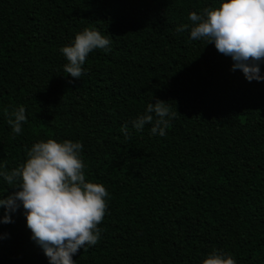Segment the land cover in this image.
Returning a JSON list of instances; mask_svg holds the SVG:
<instances>
[{
    "label": "trees",
    "instance_id": "1",
    "mask_svg": "<svg viewBox=\"0 0 264 264\" xmlns=\"http://www.w3.org/2000/svg\"><path fill=\"white\" fill-rule=\"evenodd\" d=\"M212 6L0 0V164L16 168L40 140L79 141L86 181L109 193L100 238L75 264H201L214 250L264 264V81L231 70L190 27L177 31ZM85 28L111 45L89 53L76 80L60 48ZM157 99L178 113L163 137L132 127ZM20 106L17 135L8 120ZM10 187L0 178V194ZM12 220L0 223V264H48L21 211Z\"/></svg>",
    "mask_w": 264,
    "mask_h": 264
},
{
    "label": "clouds",
    "instance_id": "2",
    "mask_svg": "<svg viewBox=\"0 0 264 264\" xmlns=\"http://www.w3.org/2000/svg\"><path fill=\"white\" fill-rule=\"evenodd\" d=\"M188 19L191 25H181L177 31L190 27V38L211 43L218 53L229 57L231 70L239 69L249 82L264 81V0H216V6L204 8L201 14L190 12ZM110 45L107 36L85 28L70 45L60 48L67 61L64 72L79 80L88 54L95 49L109 51ZM176 114L167 102L157 99L148 103L132 127L141 131L151 124L150 134L163 137ZM11 117L8 124L19 135L26 120L24 107H18ZM121 131L128 135L126 126ZM81 149L79 141L40 140L16 168L6 171L0 164V178L13 189L7 196L0 194V223H12V217L21 211L30 239L42 249L48 264H75L73 256L100 238L98 225L106 214L109 193L101 184L86 181ZM201 264L236 261L230 254L214 250Z\"/></svg>",
    "mask_w": 264,
    "mask_h": 264
}]
</instances>
